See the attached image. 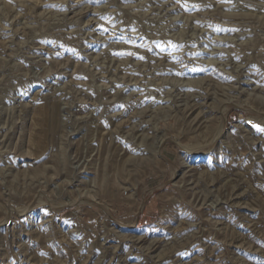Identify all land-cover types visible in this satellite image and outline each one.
<instances>
[{
	"label": "rangeland",
	"instance_id": "374dc122",
	"mask_svg": "<svg viewBox=\"0 0 264 264\" xmlns=\"http://www.w3.org/2000/svg\"><path fill=\"white\" fill-rule=\"evenodd\" d=\"M257 126L264 0H0V264H264Z\"/></svg>",
	"mask_w": 264,
	"mask_h": 264
},
{
	"label": "snow or ice",
	"instance_id": "6c2138e0",
	"mask_svg": "<svg viewBox=\"0 0 264 264\" xmlns=\"http://www.w3.org/2000/svg\"><path fill=\"white\" fill-rule=\"evenodd\" d=\"M140 59H143V57H139ZM258 131H264V128H259V126H257Z\"/></svg>",
	"mask_w": 264,
	"mask_h": 264
},
{
	"label": "bare ground",
	"instance_id": "6f19581e",
	"mask_svg": "<svg viewBox=\"0 0 264 264\" xmlns=\"http://www.w3.org/2000/svg\"><path fill=\"white\" fill-rule=\"evenodd\" d=\"M214 137V136H213ZM210 146V145H209ZM209 146H207V147H209ZM204 150V149H203ZM195 152V151H194ZM199 152H204V151H199Z\"/></svg>",
	"mask_w": 264,
	"mask_h": 264
}]
</instances>
